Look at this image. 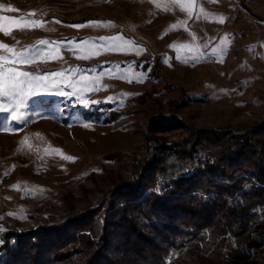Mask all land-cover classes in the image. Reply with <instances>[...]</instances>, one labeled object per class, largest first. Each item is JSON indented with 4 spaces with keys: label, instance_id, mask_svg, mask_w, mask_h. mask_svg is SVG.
Returning a JSON list of instances; mask_svg holds the SVG:
<instances>
[{
    "label": "rangeland",
    "instance_id": "374dc122",
    "mask_svg": "<svg viewBox=\"0 0 264 264\" xmlns=\"http://www.w3.org/2000/svg\"><path fill=\"white\" fill-rule=\"evenodd\" d=\"M0 5L17 9H0V15L34 13V19L46 22L42 28L0 32V42L16 50L41 39L64 43L96 38L102 44L99 38L122 37L135 42L125 51L101 50L87 60L76 58L83 54L80 50L63 47L58 51L62 59L19 66L42 73L78 67L74 80L113 72L94 85L99 91L86 93L89 102L101 103L86 108L75 97H34L26 111L40 115H30L23 124L12 122L15 131H0V244L9 230L56 218L67 204L60 199L68 198L67 208L75 212L83 210L85 203L72 198L76 187L90 181L102 191L113 176L125 179L128 175L115 161L139 153L149 139L180 143L195 131L242 132L264 124V0H195L191 17L170 0H0ZM89 21H112L115 26L71 27ZM174 24L180 27L172 29ZM201 52L204 58L194 63L178 58L190 61ZM140 73L146 78L137 83ZM108 97L115 99L103 102ZM6 117L10 113H0V128ZM109 118L115 120L105 121ZM26 136L31 148L21 145ZM18 212L20 218L8 215ZM260 222L264 225V209Z\"/></svg>",
    "mask_w": 264,
    "mask_h": 264
},
{
    "label": "trees",
    "instance_id": "16d2710c",
    "mask_svg": "<svg viewBox=\"0 0 264 264\" xmlns=\"http://www.w3.org/2000/svg\"><path fill=\"white\" fill-rule=\"evenodd\" d=\"M248 130L147 140L115 161L125 179L76 187L83 210L60 199L56 218L9 230L0 264H264V124Z\"/></svg>",
    "mask_w": 264,
    "mask_h": 264
},
{
    "label": "snow or ice",
    "instance_id": "6c2138e0",
    "mask_svg": "<svg viewBox=\"0 0 264 264\" xmlns=\"http://www.w3.org/2000/svg\"><path fill=\"white\" fill-rule=\"evenodd\" d=\"M172 5H179L181 10L188 13V16L191 17L193 14V9L195 5V0H170ZM157 8L162 7L161 4H156ZM165 11H171V8L163 6ZM0 9H4L3 5H0ZM8 12H15L17 9L14 7H7L4 9ZM203 12V9H201ZM35 14L30 13L28 15H22L19 17L0 15V32L4 35H9L13 29H19L21 31L27 30L32 27L42 28L45 25V21L36 20L33 18ZM220 22H223L221 20ZM53 23H60V21H53ZM184 22L182 21L181 24ZM92 25L95 27H114L112 21H89L87 25L77 24L71 25L77 29ZM172 29H177L180 27V24H174L170 26ZM54 30V29H49ZM104 41L102 44H96V38H88L83 41L77 42L75 40L68 42H59V41H49L41 39L31 46H27L23 49L16 50L14 47L9 46L6 43L0 42V113H10V117L5 118V125L3 128H0V131H15L11 129L10 125L12 122L19 124L25 123L30 115L39 116L40 113L31 114L26 111L29 106V101L38 96L44 95H59L65 98L75 97L77 102L83 107H90L91 105L101 103L96 100H89L86 97L87 92L99 91V88L95 87V84L99 83V80L104 75L111 76L113 70H108V73H101L100 76L89 78L87 75H79L78 79H73L72 76L80 73V69L69 68V69H60L59 71H50V72H30L23 70L22 65H31L37 61L46 63L49 61L62 59L58 55L60 48L67 47L70 50L75 48L80 50L83 54L77 56V59H90L94 56H98L102 51L106 52H117L125 51L127 45H132L135 47L134 41H122V37H113V38H99ZM227 39V38H226ZM170 47H177L176 45H171ZM179 47L189 48L190 45H180ZM207 47V45H205ZM142 49H137V54H140ZM217 49L213 48V55L217 54ZM219 53L223 54V47L219 50ZM184 63L196 62L204 58L203 53L199 55H193L188 59L183 57H178ZM116 75L121 79H128L127 77H120L117 72ZM146 76L144 73H140L134 78L135 82L142 83L143 79ZM128 82H133L132 79H128ZM65 88L70 89V91H65ZM133 95L131 93H121L122 97H127ZM115 98L108 97L106 101L103 102H112ZM119 102L122 104L123 99H120ZM84 127H91L90 123H85ZM39 137L41 134H35ZM29 137H24L21 141V145H27L31 148V144L28 143ZM59 152V149L55 150ZM66 160H74V157L64 156ZM159 191V189H157ZM22 211V210H21ZM10 216H15L20 218L18 213H8ZM2 218V217H0ZM26 218V217H24ZM3 227L0 226V231H3Z\"/></svg>",
    "mask_w": 264,
    "mask_h": 264
}]
</instances>
